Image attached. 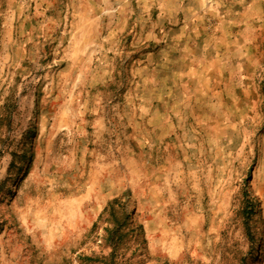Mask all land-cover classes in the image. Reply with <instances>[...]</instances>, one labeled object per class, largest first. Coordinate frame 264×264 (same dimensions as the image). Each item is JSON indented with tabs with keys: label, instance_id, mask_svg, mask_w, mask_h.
<instances>
[{
	"label": "rangeland",
	"instance_id": "obj_1",
	"mask_svg": "<svg viewBox=\"0 0 264 264\" xmlns=\"http://www.w3.org/2000/svg\"><path fill=\"white\" fill-rule=\"evenodd\" d=\"M115 1L0 0V264H264V0Z\"/></svg>",
	"mask_w": 264,
	"mask_h": 264
},
{
	"label": "crops",
	"instance_id": "obj_2",
	"mask_svg": "<svg viewBox=\"0 0 264 264\" xmlns=\"http://www.w3.org/2000/svg\"><path fill=\"white\" fill-rule=\"evenodd\" d=\"M121 1V0H120ZM141 6L146 7L147 11H152L153 8L158 11L157 18L162 19L170 24L168 35L179 36L178 42H169V49L189 46L196 47L195 37L200 35L212 34L215 29L213 24L215 20H225L229 14L233 19V14L237 13L235 17L244 19L249 18L252 11L251 5L246 0H134ZM116 4L119 0L115 1ZM100 3H107V0H100ZM121 3H125L122 0ZM253 4V3H252ZM157 6V7H154ZM144 11V9H143ZM264 11V5L262 10ZM156 15V14H155ZM105 14L100 12L99 18L104 19ZM116 17H118L116 15ZM115 17V18H116ZM154 17L153 14L150 18ZM218 25V24H217ZM98 35L107 36L108 30L104 27H98Z\"/></svg>",
	"mask_w": 264,
	"mask_h": 264
},
{
	"label": "trees",
	"instance_id": "obj_3",
	"mask_svg": "<svg viewBox=\"0 0 264 264\" xmlns=\"http://www.w3.org/2000/svg\"><path fill=\"white\" fill-rule=\"evenodd\" d=\"M245 185H247V181H246ZM245 194H246V196L248 198L247 204L249 206V211H250V213H252V210H253V207H254L253 199H252V197H250V195L248 194L247 191L245 192Z\"/></svg>",
	"mask_w": 264,
	"mask_h": 264
}]
</instances>
